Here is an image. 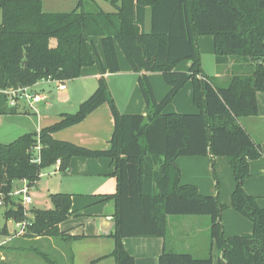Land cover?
Listing matches in <instances>:
<instances>
[{
  "label": "trees",
  "instance_id": "obj_1",
  "mask_svg": "<svg viewBox=\"0 0 264 264\" xmlns=\"http://www.w3.org/2000/svg\"><path fill=\"white\" fill-rule=\"evenodd\" d=\"M106 11L94 0H78L71 11L47 12L43 0H0V90L33 86L41 79L66 82L82 68L97 64L98 87L76 112L40 131L0 143V192L7 220L26 219L14 194L17 181L33 186L42 170L59 162L66 171L75 156L108 157L115 162L116 264H136L123 244L128 236L166 237L171 215L209 216L210 238L222 252L218 264H264V208L245 189L250 161L263 155L241 124L259 114L257 94L264 92V0H108ZM150 11V30L146 17ZM214 38L215 61L227 69V84L203 72L199 37ZM100 36L104 59L93 37ZM55 41V44L53 43ZM117 46L133 71L148 114H125L109 96L106 73L120 70ZM191 60L188 70L177 66ZM26 63V64H25ZM148 72H161L170 86L158 101ZM193 82L198 113H165V108L189 81ZM109 102L114 132L107 149H91L53 134L83 121ZM15 113L0 91V115ZM225 156L236 187L230 206L254 226L250 234L227 236L221 220L229 205L221 202L219 178L213 166L217 195H203L192 184H181L179 156ZM51 208L31 211V237L71 239L60 223L71 215L72 195L52 193ZM6 230V228L4 229ZM74 264V263H70ZM93 264V262L86 263ZM159 264H213L207 256L165 249Z\"/></svg>",
  "mask_w": 264,
  "mask_h": 264
},
{
  "label": "crops",
  "instance_id": "obj_2",
  "mask_svg": "<svg viewBox=\"0 0 264 264\" xmlns=\"http://www.w3.org/2000/svg\"><path fill=\"white\" fill-rule=\"evenodd\" d=\"M66 1V0H60ZM59 0H43V9L47 12L71 11L78 0L65 2L67 9H59ZM106 11H114L108 0H94ZM150 11L146 17V30H150ZM97 49L104 59L102 40L100 36L93 37ZM55 44V41H53ZM201 51V65L203 72L214 78L220 84H227V69L216 63L212 71H208L204 64V53L214 55V38L211 35L199 37ZM120 70L106 73L109 96L117 107L125 114L147 115L149 110L139 85V73L130 67L122 50L117 46ZM216 62V61H215ZM191 60L181 62L177 68L188 70ZM155 97L158 101L170 90V86L161 72H148ZM100 70L97 64L82 68L78 78L64 82L66 87L60 89V82L52 79H41L29 91L40 94L42 99L37 102L20 99L15 107V113L0 115V143L8 144L19 136L40 131L61 119L63 113H74L79 105L92 95L98 87ZM194 86L190 80L176 95L174 100L165 108V113H198L199 110L193 100ZM259 114L241 120L243 127L249 132L255 142L260 144L263 155L250 161L251 176L245 181L246 191L257 196L258 203L264 208V92L257 94ZM32 103V105L30 104ZM114 118L109 102L103 103L90 113L83 121L70 127L61 129L53 134L58 140L70 141L91 149H107L114 132ZM176 162L181 170V184L195 185L203 195H217V183L213 175V166L219 178V196L221 202L229 205L222 212V223L227 236L250 234L253 232V223L242 214L234 210L231 196L236 187V180L227 157L179 156ZM115 162L108 157L90 158L75 156L70 168L66 171L59 169V162L42 170L41 177L47 183L48 197L52 193H69L72 195L70 217L60 223L59 227L66 236L60 237H31L18 235L15 227L8 224L0 240L4 243L1 251L0 264H17L24 257L23 241L34 240L43 248H53L61 260H49L52 264H116L111 255L115 248L116 239V201L107 199L117 191V178L114 174ZM39 179V180H40ZM38 180V181H39ZM37 181V182H38ZM23 185L17 181L14 192ZM32 186L30 187L31 191ZM20 205L21 197L15 196ZM50 198V197H49ZM34 206V203H32ZM31 207V208H32ZM45 208V207H35ZM177 218L172 222L169 231L167 223L166 237L160 236H128L123 238L126 250L135 257L136 264H159V258L165 249L178 252H191L196 257L207 256L212 252L213 264H218L222 252L216 243L211 241L209 231L211 218L209 216H194ZM169 219V217H168ZM13 223V220H9ZM169 237V238H168ZM171 239V240H170ZM170 240V241H169ZM23 255V256H22Z\"/></svg>",
  "mask_w": 264,
  "mask_h": 264
},
{
  "label": "rangeland",
  "instance_id": "obj_3",
  "mask_svg": "<svg viewBox=\"0 0 264 264\" xmlns=\"http://www.w3.org/2000/svg\"><path fill=\"white\" fill-rule=\"evenodd\" d=\"M69 1L70 0L60 1L59 5L61 4V6H58V7H60L59 9H61V10L67 9V8H65L66 4H67V3L65 4V2H69ZM2 16H3L2 10H0V22L2 21ZM204 64H205L206 69L208 71H212V73H213V71L216 67L214 55H211L209 53H204ZM47 185H48L47 183H44V177H42L38 182H36L32 186L31 191H30V195L33 199V203H34L35 207H45V208L53 207V204L47 195ZM18 198H19V196H17V200H18ZM29 206H31V205H29ZM32 206H33V204H32ZM6 209H7V206H5V204L0 205V240L5 238V236H1V235L3 234L2 232L6 228L7 224L11 228L15 227L14 221H13V223H11V222H9V220L6 219V217H5V210ZM179 216L188 217L187 215H171V216H169V219H168L169 220V223H168L169 224V231L172 228V222L174 220H178L177 218H180ZM189 217H193V216L191 215ZM15 233H17L16 230H15ZM209 235H210V231H209ZM25 236H27V234H25ZM5 242L0 243V260H1V251H2V248L4 247ZM23 245H24L23 253L25 252L24 257H22L21 260H19V263H17V264H52V263H50L51 261H49L52 259L53 260H59V262L61 261L59 259V257H56L59 254H56L55 250L53 248H43L38 243H36L34 240L23 241Z\"/></svg>",
  "mask_w": 264,
  "mask_h": 264
},
{
  "label": "built area",
  "instance_id": "obj_4",
  "mask_svg": "<svg viewBox=\"0 0 264 264\" xmlns=\"http://www.w3.org/2000/svg\"><path fill=\"white\" fill-rule=\"evenodd\" d=\"M50 79V78H48ZM60 82V81H59ZM60 89H64L66 85L64 82H60L59 85ZM8 95L9 98V104L10 106H17L18 101L20 99L25 100H31V102H37L42 99V96L40 94H33L29 91V86L27 87H19V88H9L6 90H0ZM30 104L32 105V103ZM14 194L16 196L22 197V199L19 201L21 206L24 207V212L26 215V219L22 221H14L15 224V230L17 231L16 234L18 235H25L28 233V227L33 224L34 222V215L31 211V206L33 203V199L30 195V186L28 185V182L26 180H23V185L17 189ZM0 205H4L3 200V194L0 192Z\"/></svg>",
  "mask_w": 264,
  "mask_h": 264
},
{
  "label": "water",
  "instance_id": "obj_5",
  "mask_svg": "<svg viewBox=\"0 0 264 264\" xmlns=\"http://www.w3.org/2000/svg\"><path fill=\"white\" fill-rule=\"evenodd\" d=\"M26 64V63H25ZM21 199H22V197H21ZM21 205V204H20Z\"/></svg>",
  "mask_w": 264,
  "mask_h": 264
}]
</instances>
